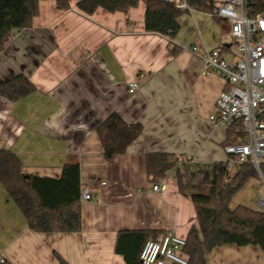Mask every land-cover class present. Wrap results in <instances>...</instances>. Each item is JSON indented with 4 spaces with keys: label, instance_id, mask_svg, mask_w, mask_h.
I'll list each match as a JSON object with an SVG mask.
<instances>
[{
    "label": "crops",
    "instance_id": "0c3cea01",
    "mask_svg": "<svg viewBox=\"0 0 264 264\" xmlns=\"http://www.w3.org/2000/svg\"><path fill=\"white\" fill-rule=\"evenodd\" d=\"M68 1V9L40 1L32 26L6 36L0 147L22 159L26 174L58 179L65 164L79 163L81 187L91 186L94 199H81V231L36 232L0 182L2 264H58L56 254L70 264H127L124 252L133 255L137 248L126 231L187 237L193 224L199 227L191 197L203 181L198 172L226 159L227 128L209 119L225 78L202 72L206 50L225 46L234 59L231 24L207 8L224 0L182 10L175 36L146 31L145 0L127 12L98 8L93 14L82 12L79 0ZM133 81L139 87L131 93ZM113 112L143 130L125 152L107 160L97 128ZM150 152L170 154L182 169L186 194L177 172L148 175ZM190 170L196 175L189 177ZM159 182L165 189L155 191ZM118 242L123 252L116 250ZM207 262L264 264V252L227 245L210 252Z\"/></svg>",
    "mask_w": 264,
    "mask_h": 264
},
{
    "label": "trees",
    "instance_id": "16d2710c",
    "mask_svg": "<svg viewBox=\"0 0 264 264\" xmlns=\"http://www.w3.org/2000/svg\"><path fill=\"white\" fill-rule=\"evenodd\" d=\"M42 0H0V49L6 36L13 29L29 28L39 14ZM59 9H68V0H55ZM140 0H79L77 7L86 14H93L98 8L109 12H127L136 7ZM198 7H205V0H190ZM145 27L152 33H171L175 36L180 28L178 17L182 13L175 4L164 0H145ZM254 13L264 12V0H248ZM214 7L213 4L207 8ZM141 124H128L116 113H111L97 128L104 157L112 160L142 133ZM244 139L241 124L227 128L225 144ZM186 161H182L185 164ZM23 161L13 151L0 147V182L36 232H79L82 229L80 164H65L60 178L41 177L22 171ZM176 161L170 154L150 152L147 154L149 176L162 178L166 171L175 167ZM201 188L191 197L196 209L199 227L192 225L186 237L185 252L188 264H208L207 255L214 249L227 246H259L264 252V210L246 205L231 208L234 195L253 178H261L250 163H243L234 174H230L223 161L215 162L210 168H203ZM264 174V168H263ZM180 191L186 194V183L182 169H177ZM132 237L131 246L137 252H124L127 264H141L140 251L150 238H157L158 232L126 231ZM116 250H121L118 242ZM58 264H70L56 254ZM5 262V260H4ZM2 262V263H4ZM1 263V264H2Z\"/></svg>",
    "mask_w": 264,
    "mask_h": 264
},
{
    "label": "built area",
    "instance_id": "2783aa9c",
    "mask_svg": "<svg viewBox=\"0 0 264 264\" xmlns=\"http://www.w3.org/2000/svg\"><path fill=\"white\" fill-rule=\"evenodd\" d=\"M175 4L183 11L197 7L190 0H164ZM212 13L225 18L231 24V46L234 59L224 53V47L206 50L202 54L203 74L220 73L225 78V87L216 99V112L209 117L216 125L229 128L241 124L244 139L224 146L228 159L224 164L230 168L234 163L241 166L250 163L264 180V12L254 13L248 0H224L214 5ZM196 47H194V50ZM138 81L129 85L135 92ZM192 169L194 161L187 158ZM179 166V165H178ZM177 172V167L167 170L166 174ZM188 176H195L192 170ZM203 180L202 171L198 172ZM105 184V182H103ZM155 191L164 190L161 182L154 184ZM81 198L93 200L91 186L82 188ZM258 209L264 210V197L258 202ZM186 237L168 232L157 238L148 239L139 255L141 264H188L185 252ZM5 259H0V264Z\"/></svg>",
    "mask_w": 264,
    "mask_h": 264
},
{
    "label": "rangeland",
    "instance_id": "374dc122",
    "mask_svg": "<svg viewBox=\"0 0 264 264\" xmlns=\"http://www.w3.org/2000/svg\"><path fill=\"white\" fill-rule=\"evenodd\" d=\"M225 152V150H224ZM226 161L228 154L225 152ZM239 168V165L234 163L229 168L230 174L235 173ZM264 197V180L262 178L253 177L249 179L246 184L234 195L230 207L233 209L236 206L242 204L251 208H258L257 204L259 200Z\"/></svg>",
    "mask_w": 264,
    "mask_h": 264
}]
</instances>
